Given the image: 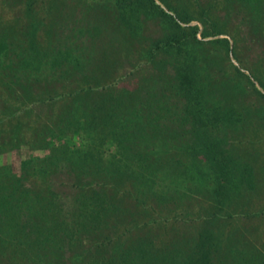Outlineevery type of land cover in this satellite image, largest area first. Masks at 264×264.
Listing matches in <instances>:
<instances>
[{
    "label": "rangeland",
    "instance_id": "1",
    "mask_svg": "<svg viewBox=\"0 0 264 264\" xmlns=\"http://www.w3.org/2000/svg\"><path fill=\"white\" fill-rule=\"evenodd\" d=\"M140 1L0 0V264H111L127 249L133 211L143 227L137 233L157 246L191 244L208 232L217 264H264V0H165L171 9L156 1L176 21H188L180 22L185 32L198 31L181 54L152 58L150 45L172 29ZM36 52L44 56L40 71ZM186 66L203 103L220 110L211 135L225 139L238 179L246 172L228 197L214 196L208 165L180 151L181 132L170 135L176 125L164 119L149 154L160 167L147 188L135 180L111 183L102 168L76 173V152L85 146L79 137L68 145L72 158L58 154L54 171L39 170L67 140L71 90L90 84L83 103L92 106L105 94L145 87L173 111L169 82ZM43 79L52 82L51 98L25 96ZM109 206L115 213L106 222L93 219Z\"/></svg>",
    "mask_w": 264,
    "mask_h": 264
},
{
    "label": "trees",
    "instance_id": "2",
    "mask_svg": "<svg viewBox=\"0 0 264 264\" xmlns=\"http://www.w3.org/2000/svg\"><path fill=\"white\" fill-rule=\"evenodd\" d=\"M156 1L171 9L165 0L140 2L142 5L144 3L143 8L148 14L162 19L171 27L172 32L150 45L148 57L152 58L158 52L166 55L181 54L190 44L191 39L196 40L198 27L191 28V33L188 34L180 25V22L188 21L184 19L176 21ZM3 49H5L4 43L0 41V53ZM43 59L44 56L40 52L33 55L34 61H40L37 63L38 71L44 67L41 63ZM33 63L35 62L31 61L29 66L33 67ZM54 70L55 68H51L50 71L54 72ZM40 84V89L36 87L35 93L26 88L25 96L39 99V102H44L45 96L50 95L51 98L53 91L49 87L52 82L43 79ZM197 84L192 66L175 68V75L169 82L175 92L176 104H173V111L169 109L166 101L164 107L162 106L161 97L148 93L145 95L142 92L145 87H141L143 90L138 89L139 91L124 90L123 95L116 98H108L105 94V101L86 106L83 103L85 97L83 93L90 90V84L86 88L77 86L71 90L70 97L73 98V103L66 116L67 140L58 148L52 147L49 155L39 161V170L45 173L53 167L52 171H54L58 154L62 157L67 156V159L72 158L68 145L75 137H79L81 144L85 146L84 150L76 152L79 155L78 162L74 164L76 173L81 174L90 168L97 170L102 168L109 174L111 183L124 179L135 180V183L147 188L149 181H152L149 178L151 172L158 171L160 167V162L155 159L150 160L149 154L153 152L154 144L161 139L159 124L160 120L164 119L169 124L176 125L170 135L177 136L178 131L181 132L183 142L180 151L195 156L208 165L213 178L214 196L218 200L223 196L228 197L230 184H233L235 179L238 183L243 182L246 172L241 173L238 179L231 167L232 161L228 155L227 145L224 144L225 139L223 136L211 135V130L218 127L220 110L210 109L209 105L203 103V91L197 88ZM170 127L172 126H164L167 130H170ZM56 131L61 132L60 125ZM126 152L127 161L122 160V155ZM22 165L28 167L30 164L26 162ZM16 198L15 196L14 200ZM114 210V206L102 207L97 212V217L93 219L97 218L100 223L106 222L107 218L115 213ZM136 212L129 213L132 220L127 222V249H122L117 259L111 260V264H217L215 243L210 233H201L191 244V240L185 243L172 240L157 246L152 238L137 233L143 227L139 225V213Z\"/></svg>",
    "mask_w": 264,
    "mask_h": 264
}]
</instances>
